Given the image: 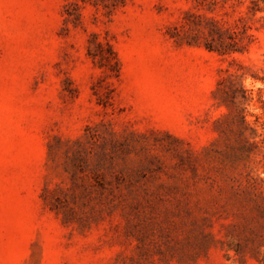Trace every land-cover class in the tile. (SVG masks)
<instances>
[{
  "label": "rangeland",
  "instance_id": "1",
  "mask_svg": "<svg viewBox=\"0 0 264 264\" xmlns=\"http://www.w3.org/2000/svg\"><path fill=\"white\" fill-rule=\"evenodd\" d=\"M0 264H264V0H0Z\"/></svg>",
  "mask_w": 264,
  "mask_h": 264
}]
</instances>
